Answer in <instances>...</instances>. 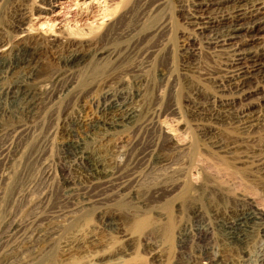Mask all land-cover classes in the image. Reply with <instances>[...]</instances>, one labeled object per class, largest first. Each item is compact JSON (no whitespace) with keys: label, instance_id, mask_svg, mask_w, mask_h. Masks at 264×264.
<instances>
[{"label":"rangeland","instance_id":"obj_1","mask_svg":"<svg viewBox=\"0 0 264 264\" xmlns=\"http://www.w3.org/2000/svg\"><path fill=\"white\" fill-rule=\"evenodd\" d=\"M247 1L251 0H0V60L18 47L31 48L33 53L27 62L0 74V88L11 87L14 96V102L0 100V264H202L206 257L214 258L213 264H253L242 263V245L223 241L214 228L218 220L237 214L231 196L227 201L218 196L199 202L181 196L183 184L200 188L207 179L233 192L241 191L258 211H264V166H254L259 157L264 164V92L235 101L233 108L226 109V118H211L217 110L216 85L222 76L219 61L223 56L213 54L215 50L207 42L232 23L225 19L219 26L197 31L187 20L195 14L219 21ZM200 2L204 5L198 6ZM157 3L161 10L154 15L151 6ZM47 5L50 12L40 10ZM107 13L114 15L109 28L95 39L94 35L83 38L82 34L108 22ZM151 19L167 23L166 33L150 41L155 58L162 51L154 61L155 68L135 73L127 59L104 67L91 57L127 34L122 40L126 45L129 42L131 54L139 52L141 58L144 43L136 32ZM16 20L25 24L23 29L12 27ZM237 22L238 26L246 21ZM48 32L64 37H52ZM70 33L73 38L66 36ZM262 40V31L240 30L229 44L255 53L264 45ZM162 42L165 48L160 46ZM71 53L81 59L72 71V91L48 101L51 80L64 71L63 61ZM261 76L247 81V86ZM120 92L128 95L125 105L136 115L131 124L111 133L104 124L112 119L113 111L102 108V98ZM225 96L230 99L233 94ZM244 105L252 107L253 116L258 117L252 119L255 124L246 133L236 118ZM148 116L154 117L156 125L146 132L140 122ZM185 142L195 147L174 149ZM216 143L220 153L211 149ZM70 144L81 147L83 163L75 164L65 155ZM146 151V165L126 178L128 184L122 191H101L99 184L108 175L123 173L120 165L125 152ZM67 178L73 186L72 203L62 198ZM173 187L177 188L174 197L168 192ZM83 192L87 198L83 199ZM96 199L98 203L93 202ZM196 208L201 210L198 217ZM196 220L213 234L212 241L207 240L211 247L207 255L198 252L192 235ZM10 225L18 228L6 238L2 235ZM50 228L54 230L51 238L39 237L38 231L42 234Z\"/></svg>","mask_w":264,"mask_h":264},{"label":"bare ground","instance_id":"obj_2","mask_svg":"<svg viewBox=\"0 0 264 264\" xmlns=\"http://www.w3.org/2000/svg\"><path fill=\"white\" fill-rule=\"evenodd\" d=\"M158 1V0H157ZM199 1V0H198ZM204 1V0H203ZM213 1V0H212ZM238 1V0H237ZM245 1V0H244ZM156 2V1H155ZM197 2V1H196ZM210 2V0H209ZM248 2V1H247ZM201 3V2H200ZM246 3V2H244ZM159 3L151 6V10L153 9V14H157L161 8L160 5L158 6ZM206 4V3H205ZM209 4V3H208ZM207 4V5H208ZM16 5V4H15ZM197 5H204V3L198 4ZM196 5V6H197ZM235 5V4H234ZM238 5V4H237ZM42 6V5H41ZM18 7V5H17ZM40 7V6H39ZM21 8V7H20ZM19 8V10H20ZM149 8V7H148ZM196 8V7H195ZM234 8V7H233ZM22 9V8H21ZM24 9V8H23ZM15 10V9H14ZM17 10V9H16ZM44 13L46 12H50L51 8L50 6H45V7H41V9ZM145 10V9H144ZM22 11V10H21ZM24 12H26L25 10H23ZM22 11V12H23ZM109 11V10H108ZM197 11V10H196ZM17 12V11H16ZM105 13V12H104ZM18 14V13H17ZM115 14V12H114ZM145 14V13H144ZM14 15V13H13ZM11 15V16H13ZM23 15H26V13H23ZM9 16V15H7ZM113 14L112 13H107L105 14V17L109 18L108 22L105 24H101V25H97L95 27V29L89 30V32H86V34H82L83 38H89L90 35H94L92 38L95 39L97 37L98 34L102 33L107 27L108 24L110 25V23H112L113 21ZM209 17V16H208ZM200 17L197 16L195 14L190 15V18L187 19L189 21L188 24L194 25L196 27L197 31H203V30H208L211 28H214L215 26H219L221 21L225 20V19H229L232 23V25H230L228 27V29H226L225 32H221V33H217L215 35V37H213L212 39L210 38V40L207 42V45L212 46L213 49L215 51H211L213 54L216 53H222L223 57H220V67H221V72H222V76H221V80H218L217 82V88H218V93L219 96L217 97L216 100V105L217 106V110L211 113V118L214 119H222V118H226L228 116L227 113L228 111L226 109L229 108H233V103L235 101H239V102H243V100L251 97V95H256L258 93H263L264 92V45L260 46V48L258 49V51L256 49H254V51L256 50L257 52L255 53H246L242 50H239L237 48L232 47L229 42L235 37V35L237 34L238 31L240 30H244V32H264V0H251L250 2H248L247 5L245 6H236L235 9H233V12L231 14H229L228 18H222L219 19V21L216 19H210V17ZM7 18V17H6ZM11 18V17H10ZM22 18V17H21ZM8 19V18H7ZM23 20V19H22ZM246 21L245 24H239L238 26L236 25V23H238L237 21ZM115 21V20H114ZM24 22V21H23ZM160 22V21H159ZM228 22V21H227ZM2 24V23H1ZM25 24L21 23L19 20H16L15 22L12 23V27L17 29H21ZM2 25H0L1 27ZM7 27V26H6ZM111 27V26H110ZM24 28V27H23ZM22 28V29H23ZM109 28V27H108ZM113 28V27H112ZM167 28V23L166 22H160L158 23L157 20H146L144 21L140 28L138 29V31L136 32V35L138 36H142V42L144 43L142 51L141 53V58H139V52L138 55L137 53H133L131 54V50L128 49L127 45L129 44V42L127 43V45L125 44V40L123 41L122 39L128 37V35L126 34L124 37H121L120 39H118L117 41H115L112 46L110 48L105 47L102 49L97 50L96 52H93L94 55H91V57H93L96 61L98 62H103V66H107L109 64H118L121 63L120 60L121 59H127L130 64H131V69L133 70V72L135 73H142L143 70L148 69L150 71V68H155L154 65L156 62L155 59L160 55L161 56V52L159 53V55L155 58L154 54L156 53V50L153 49V47L150 46V41L154 38H156L157 36H161V34L164 32V30ZM226 28V27H225ZM9 29V28H8ZM6 29V30H8ZM78 30V29H77ZM87 30V29H86ZM109 30V29H108ZM223 30V29H222ZM225 30V29H224ZM223 30V31H224ZM51 31V30H49ZM211 31V30H210ZM209 31V32H210ZM214 31V30H213ZM75 32V31H74ZM79 32V30H78ZM84 32V31H83ZM82 32V33H83ZM84 32V33H85ZM139 32V34H138ZM219 32V31H218ZM49 33V32H48ZM72 33V31H71ZM67 34L66 36H71L72 34ZM80 33V32H79ZM106 33V32H105ZM131 33V32H130ZM166 33V32H164ZM50 36H56V37H64V36H58V35H54V33H49ZM76 34V33H75ZM78 35V33H77ZM211 35V34H210ZM209 35V36H210ZM214 35V34H213ZM99 36V35H98ZM159 36V37H160ZM251 36V35H250ZM49 37V36H48ZM72 37V36H71ZM91 37V36H90ZM211 37V36H210ZM259 37V36H258ZM73 38V37H72ZM91 38V39H92ZM103 38V37H102ZM161 38V37H160ZM60 39V38H59ZM81 39V38H80ZM252 39H254L252 37ZM259 39V38H258ZM90 40V39H89ZM139 40V39H138ZM161 40V39H160ZM159 40V41H160ZM108 41V40H107ZM151 41V42H152ZM163 41V40H162ZM255 41V40H254ZM261 41V40H260ZM264 41V40H262ZM63 42V41H62ZM84 42V41H83ZM95 42V41H94ZM110 42V41H109ZM155 42V41H154ZM167 43V42H166ZM165 43L162 42L160 44V46H166L164 45ZM260 44V43H259ZM142 45V44H141ZM158 46V44H156ZM262 45V44H261ZM133 46V45H132ZM258 46V47H259ZM24 47V46H23ZM257 47V46H256ZM133 47H131L132 49ZM135 48V47H134ZM139 48V47H138ZM137 48V49H138ZM159 48V47H158ZM165 48V47H164ZM210 48V47H208ZM31 49V48H30ZM29 48H22V47H18L13 49L12 51H8L9 52V56L4 59V60H0V74L7 72L8 70L12 69L13 67L22 64L23 62H27L31 57H32V52L30 51ZM162 50V49H161ZM135 51V49H134ZM133 51V52H134ZM35 52V50H34ZM71 52V51H69ZM210 52V51H209ZM10 53H12L10 55ZM76 53V52H75ZM92 53V52H91ZM219 53V54H220ZM35 54V53H34ZM159 56V57H160ZM122 57V58H120ZM138 57V59H140L139 61H135V58ZM217 57V56H216ZM85 58V57H84ZM88 58V57H87ZM33 59V58H32ZM83 60V59H82ZM158 60V59H157ZM160 60V59H159ZM158 60V61H159ZM62 61V60H61ZM30 62V61H29ZM80 62L81 59H78L77 54H73L71 53V55H69L67 57V59H65V61H63L64 65V71L61 73H58L56 76H54V78L51 80V84L53 86V88L51 90L48 91L47 95H48V101H51L53 99H57V98H61V96H67L71 91H72V85L74 84V80H72V71L73 68H78L80 66ZM89 62V61H88ZM125 62V61H124ZM123 62V63H124ZM85 64V63H84ZM28 65V64H27ZM160 65V64H159ZM62 66V65H61ZM100 66V65H99ZM102 66V65H101ZM19 67V66H18ZM25 67V66H24ZM90 67V65H89ZM88 67V68H89ZM108 67V66H107ZM114 67V66H113ZM112 67V68H113ZM158 67V66H157ZM29 68V67H28ZM82 68V67H81ZM84 68V67H83ZM19 69V68H18ZM107 69V68H106ZM158 69V68H157ZM105 70V69H104ZM96 71V70H95ZM147 71V70H146ZM28 72V71H27ZM58 72V71H57ZM88 72V69H87ZM86 72V73H87ZM11 73V72H10ZM95 73V72H94ZM97 73V72H96ZM128 73V72H127ZM77 74V73H76ZM132 74V72H131ZM262 75L260 77V79H256L252 84H250L251 86H247V81L249 82L250 79H254L257 78L256 76L258 75ZM54 75V74H53ZM219 75H221L219 73ZM6 76V74H5ZM1 77V76H0ZM29 77V76H28ZM89 77V76H88ZM219 76H217L218 79ZM6 78V77H5ZM27 78V77H26ZM23 78V79H26ZM84 78V77H83ZM215 78V77H214ZM86 79V78H85ZM84 79V80H85ZM38 80V79H37ZM40 80V79H39ZM83 80V81H84ZM1 81V80H0ZM6 81V80H5ZM34 81V80H33ZM253 81V80H252ZM2 82V81H1ZM22 82V80H21ZM32 82V81H31ZM30 82V83H31ZM78 82V81H77ZM251 82V81H250ZM28 83V82H27ZM6 84V83H5ZM20 84V82H19ZM29 85V84H26ZM14 86V85H13ZM25 86V85H24ZM35 86V85H34ZM75 86V85H74ZM21 88V87H20ZM216 88V87H215ZM37 89V87H36ZM17 92V90H16ZM15 92V93H16ZM23 92V91H22ZM27 92V91H26ZM29 92V91H28ZM12 94V89L11 87H7L6 86H2L0 88V100L2 101H12V99L14 98V96L11 95ZM20 94V93H19ZM26 94V93H25ZM225 94H233L232 98L228 99ZM21 95V94H20ZM30 95V94H29ZM23 96V95H22ZM28 96V95H26ZM262 96V95H261ZM19 97V96H18ZM216 97V96H215ZM25 98V96H24ZM64 98V97H63ZM128 95L126 96V94H124L123 92L117 93V94H105L103 95L102 98V108L105 110H110L113 111V117L110 121L106 122V124H104L105 126V130L111 132V133H117L119 132L122 128H124L125 126L131 124L134 121L136 112L134 111L133 108H129L125 105V102L127 101ZM252 98V97H251ZM34 99V98H33ZM250 99V98H249ZM16 100V99H15ZM57 101V100H56ZM59 101V100H58ZM213 101V100H212ZM14 102V101H12ZM54 102V101H53ZM101 102V101H100ZM1 103V102H0ZM50 104V102H49ZM6 105V104H5ZM5 105H3L5 107ZM33 106V105H32ZM7 107V105H6ZM36 107V106H35ZM214 107V106H212ZM31 108V107H30ZM33 108V107H32ZM204 108V107H203ZM215 108V107H214ZM4 109V108H3ZM212 108H210L211 110ZM241 109V108H240ZM102 110V109H101ZM197 110V109H196ZM199 110V109H198ZM197 110V111H198ZM209 110V111H210ZM29 111V110H28ZM205 111V110H204ZM213 111V110H212ZM252 107H250L249 105H244V107H242V109L240 110V112L237 113L236 118L239 121V123L241 124V127L243 128V131L249 130L250 128H252L254 126L252 119L256 118L253 115V111ZM5 112V110H4ZM106 113V111H104ZM199 112V111H198ZM202 112V111H201ZM206 112V111H205ZM255 113V112H254ZM154 114V113H153ZM204 114V112H203ZM236 114V113H235ZM257 114V113H256ZM111 115V114H110ZM152 115V114H151ZM112 116V115H111ZM203 116V115H202ZM259 116V115H258ZM111 118V117H110ZM201 118V117H200ZM203 118V117H202ZM231 118V117H230ZM258 118V117H257ZM208 118H206L207 120ZM202 120V119H201ZM205 120V122H206ZM212 120V119H210ZM236 120V119H235ZM259 120V119H258ZM204 121V120H202ZM208 121V120H207ZM215 121V120H214ZM228 121V120H227ZM261 121V120H260ZM216 122V121H215ZM224 122V121H223ZM237 122V121H236ZM139 123V122H138ZM213 123V122H212ZM219 123V121H218ZM262 123V122H261ZM214 124V123H213ZM67 125V124H66ZM155 119L153 116H148L145 117L141 122H140V127H142L146 132L147 131H152L155 128ZM205 125V123H204ZM207 125V124H206ZM215 125V124H214ZM217 125V124H216ZM259 125V123H258ZM69 127V126H68ZM240 127V128H241ZM239 128V129H240ZM69 129V128H68ZM257 129V126H256ZM21 130V129H20ZM106 131V132H107ZM201 131V129H200ZM155 132V131H154ZM248 132V131H247ZM69 133V132H68ZM243 133V132H242ZM251 133V132H250ZM154 135V134H153ZM240 135V134H239ZM247 135V134H246ZM251 135V134H250ZM71 136V134H70ZM242 137V136H241ZM240 137V138H241ZM245 137V136H244ZM248 137V136H246ZM245 137V138H246ZM160 138V137H159ZM243 138V137H242ZM161 140V139H157ZM165 140V139H164ZM72 142V141H71ZM182 142V141H181ZM180 142V143H181ZM77 143V142H76ZM178 144L175 146L174 149L179 151H185V150H189V148H194L195 144L190 146L187 145L186 142L182 143V144ZM195 143V142H193ZM192 143V144H193ZM158 144V142H157ZM220 144V143H219ZM211 145V144H210ZM194 146V147H193ZM173 147V146H172ZM132 148V146H131ZM135 148V147H134ZM156 148V147H155ZM236 148V147H235ZM63 149V148H62ZM213 151L219 152L220 153V146L216 144L212 145L211 148ZM210 149V150H211ZM86 150V149H84ZM132 150V149H131ZM144 150V149H143ZM156 150V149H155ZM259 150V149H258ZM152 151V150H151ZM239 151V150H238ZM236 150V152H238ZM261 151H263L264 154V149H262ZM139 152V151H138ZM260 152V151H259ZM65 155L73 160L75 162V164L77 163H81L82 161V151H81V147L79 145L75 146L74 148H72V144H70L69 147L65 148ZM123 153V151H122ZM147 151L146 152H140L137 154H129V152H125L123 154L124 157H126V159L124 160L123 164L120 165V167L124 170L122 171L123 173H114V174H110L107 176V178L102 182V183H98L99 184V188L101 189V191L103 193H106L107 191L110 190H116V191H122L126 184H128V179H126L128 176L130 177V175H132L136 169L141 168L142 166L146 165L147 163ZM214 152H212L211 154H213ZM242 153V152H241ZM122 155V154H121ZM218 155V153H217ZM254 155V153H253ZM83 156V155H82ZM261 156V155H260ZM122 157V156H121ZM221 157V156H220ZM66 158V157H65ZM87 158V157H86ZM257 158V157H256ZM237 159V158H236ZM262 157H259L258 159L255 160L256 164L254 165L255 167H259V166H264V164L261 162ZM68 161V160H67ZM233 161V160H232ZM239 162V161H238ZM254 162V163H255ZM83 163V161H82ZM73 164V163H71ZM248 164V163H247ZM253 164V163H252ZM65 166V165H64ZM94 166V165H93ZM96 166V165H95ZM220 166V165H218ZM237 166V165H235ZM87 167V165H86ZM98 167V166H97ZM223 167V166H222ZM238 167V166H237ZM250 167V166H249ZM81 168V167H80ZM143 168V167H142ZM214 168V167H213ZM228 168V167H227ZM244 168V167H242ZM262 168V167H261ZM65 169V168H64ZM90 169V168H89ZM92 169V168H91ZM97 169V168H96ZM218 169V168H217ZM239 169V168H238ZM121 170V169H119ZM216 170V169H215ZM220 170V169H219ZM222 170V169H221ZM230 170V169H229ZM233 170V169H231ZM218 171V170H217ZM225 171V170H224ZM256 171V170H255ZM261 171V170H260ZM89 172V171H88ZM100 172V171H99ZM118 172V171H116ZM220 172V171H219ZM218 172V173H219ZM233 172V171H232ZM237 172V171H235ZM247 172V171H246ZM252 172V171H251ZM226 173V172H225ZM230 172H227L226 174H228ZM262 173V172H261ZM222 174V173H221ZM234 174V173H233ZM87 175V174H86ZM218 175V174H217ZM223 176L225 174H222ZM232 175V174H231ZM236 175V174H235ZM251 175V174H250ZM96 178L97 174L95 175ZM101 176V175H100ZM136 176V175H134ZM256 176V175H254ZM261 176V175H260ZM66 177V176H65ZM89 177V176H88ZM217 177V176H216ZM222 177V176H221ZM234 177V176H233ZM237 177V176H236ZM240 177V176H239ZM201 178V177H200ZM225 178V177H224ZM228 178V177H227ZM231 178V177H230ZM235 178V177H234ZM233 178V179H234ZM242 178V177H241ZM246 178V177H245ZM262 178V177H261ZM103 179V177H102ZM133 179V178H132ZM131 179V180H132ZM212 179V178H211ZM226 179V178H225ZM232 179V180H233ZM248 179V178H247ZM263 179V178H262ZM94 180V179H93ZM200 180V179H199ZM207 179H204L202 181L201 187L199 188L198 186H195L194 184H189V183H185L182 185L181 190L183 191L181 193L182 196V200H192L194 202L200 200L201 198L204 199H209V200H215V198H218V196L220 197H224L223 199L227 201V199L231 196L232 199L234 200L233 205H234V210L237 211V214L234 215L233 218L231 219H220L217 221V223L215 224L216 226L214 228H216V232H218L217 237L219 236L220 238L223 239V241L225 242H229L232 244L239 243L240 245H242L241 251L243 253V262H253V264H264V211H258V209H256V206L254 205L252 200H248V198L241 196L240 192L236 191L233 192L231 190H228L225 188V186L221 183L218 182H211V181H206ZM215 180V179H214ZM228 180V179H226ZM231 180V179H229ZM228 180V181H229ZM64 181V179H63ZM236 181V180H235ZM233 181V182H235ZM241 181V180H240ZM132 181H130L131 183ZM230 182V181H229ZM237 182V181H236ZM74 183V182H73ZM199 183V181H198ZM213 183V184H210ZM242 183V182H241ZM95 184V182L93 183ZM172 184V183H171ZM231 184V183H229ZM234 184V183H233ZM236 184V183H235ZM239 185V183H238ZM237 185V186H238ZM94 186V185H93ZM128 186V185H127ZM235 186V185H234ZM259 186V185H258ZM72 182L71 180H67L64 183V189L61 190L63 193V197L64 201H66L67 203H72V193H73V188H72ZM129 187V186H128ZM170 187V185H169ZM167 186V188H169ZM242 187V186H241ZM77 189V187H75ZM74 188V189H75ZM240 189V187H238ZM252 188V187H251ZM128 189V188H127ZM177 188H170V190H168V192L170 193V195L172 197H174V193L176 191ZM236 189V188H235ZM243 188H241L240 190H242ZM83 190V189H82ZM92 190V189H91ZM167 190V189H166ZM248 190V189H247ZM252 190V189H251ZM243 191V190H242ZM253 191V190H252ZM75 192V191H74ZM85 192V191H84ZM83 192V199L87 198L86 194H84ZM91 192V191H90ZM249 192V191H247ZM251 192V191H250ZM101 193V192H100ZM122 193V192H121ZM168 193V194H169ZM193 193L194 196H192L191 194ZM252 193V192H251ZM76 194V192H75ZM78 194V193H77ZM80 194H82L80 192ZM89 194V193H88ZM91 194V193H90ZM98 194V193H97ZM110 194V193H109ZM125 194V193H124ZM235 194V195H234ZM247 194V193H245ZM74 195V194H73ZM96 195V193L94 194ZM102 195V194H101ZM234 195V196H233ZM75 196V195H74ZM98 196V195H97ZM104 196V195H103ZM108 196V195H107ZM193 198L192 197H196ZM239 196L238 198H235ZM92 197V196H90ZM110 197V196H108ZM82 198V197H81ZM105 198V197H104ZM103 198V199H104ZM78 199V198H77ZM80 199V197H79ZM92 199V198H91ZM90 199V200H91ZM95 199V198H94ZM252 199V198H250ZM254 199V198H253ZM88 200V199H87ZM99 200V199H98ZM83 201V200H82ZM92 201V200H91ZM103 201V200H102ZM202 201V200H201ZM205 201V200H204ZM229 201V200H228ZM93 202H97L94 200ZM199 202V201H198ZM207 202V201H206ZM232 203V202H231ZM65 205V204H64ZM71 205V204H70ZM85 205V204H84ZM61 207V206H60ZM203 207V206H202ZM201 207V208H202ZM68 208V207H67ZM63 209V208H62ZM66 209V208H65ZM197 209V210H196ZM194 211V213H196V216L198 217L200 215V209L196 208ZM226 209V208H225ZM64 210V209H63ZM68 210V209H67ZM70 211V210H69ZM57 212V211H56ZM63 212V211H62ZM55 213V212H54ZM58 213V212H57ZM60 213V212H59ZM64 214V213H62ZM61 214V215H62ZM48 215V214H47ZM55 215V214H54ZM59 215V214H58ZM60 215V216H61ZM50 217V216H49ZM67 217V216H65ZM194 217V216H193ZM52 218V217H51ZM202 218V217H201ZM44 222V221H43ZM204 224V223H203ZM38 225V224H37ZM213 227V224H210ZM18 227L14 226V225H10L7 230L5 231L4 237H9L11 231L16 230ZM49 228V227H48ZM52 229V228H50ZM209 228H205L201 225V223L199 222V220H196L195 222V228H194V233L192 234L195 237L196 240V246L198 249V252H200V254L205 255L207 251H209L211 249L209 243H208V239L211 240L213 239V234L211 235V231L209 232L208 230ZM56 231V230H55ZM54 232V230H49V231H43L42 234L40 231H38L39 237H42V239H46L48 237L51 236V234ZM189 235V234H188ZM207 236V238H206ZM216 237V235H215ZM10 238V237H9ZM51 238V237H50ZM40 239V238H39ZM206 239V240H205ZM219 240V239H218ZM189 241V240H188ZM212 241V240H211ZM221 241V240H220ZM219 241V242H220ZM194 242V241H193ZM218 242V241H217ZM258 242V243H257ZM231 244V245H232ZM226 245V244H225ZM216 246V244H215ZM229 246V245H228ZM235 246V245H234ZM214 247V246H213ZM183 248V247H182ZM217 248V247H216ZM238 248V247H237ZM239 249V248H238ZM240 250V249H239ZM214 251V250H213ZM238 251V250H237ZM210 253V252H209ZM208 254V253H207ZM206 254V255H207ZM217 255V254H216ZM202 256V255H201ZM240 256V255H239ZM214 257H216L214 255ZM214 258H208L206 257V259H204V263L202 264H213L211 263V261H213ZM215 260V259H214ZM242 260V259H241ZM216 261V260H215ZM228 264V263H227ZM237 264V263H236Z\"/></svg>","mask_w":264,"mask_h":264}]
</instances>
